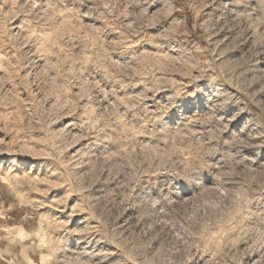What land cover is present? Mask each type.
<instances>
[{
	"label": "rangeland",
	"instance_id": "1",
	"mask_svg": "<svg viewBox=\"0 0 264 264\" xmlns=\"http://www.w3.org/2000/svg\"><path fill=\"white\" fill-rule=\"evenodd\" d=\"M0 264H264V0H0Z\"/></svg>",
	"mask_w": 264,
	"mask_h": 264
}]
</instances>
